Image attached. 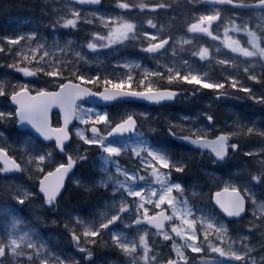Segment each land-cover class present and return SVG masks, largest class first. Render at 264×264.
Wrapping results in <instances>:
<instances>
[{
	"label": "snow or ice",
	"instance_id": "obj_1",
	"mask_svg": "<svg viewBox=\"0 0 264 264\" xmlns=\"http://www.w3.org/2000/svg\"><path fill=\"white\" fill-rule=\"evenodd\" d=\"M103 0H66L63 5L62 11L58 12L54 17L55 25L64 29H79L82 21L84 24L93 25L99 22L100 27L104 30H90L87 33V39L84 41L83 46L90 51H96L97 48H109L116 45L124 44L128 40H137L140 38L146 47H142L141 51L152 54L160 50H165L170 41L175 42L171 33L165 36L156 25L150 16L146 17L148 28L153 31L149 32L147 28L137 26L133 22L136 13L135 8L137 5L132 4L129 0H113L112 7L118 11L112 12H99L96 9ZM192 0H189L191 3ZM143 14L145 8L150 12L155 13L156 9H166L170 5L165 2L159 3H145L138 6ZM202 10L198 12V18L194 22H186L187 31L189 33H203L212 40H220L223 46L231 53H238L239 56L247 59L241 60L239 67L243 68L245 75L249 81L253 83H264L255 73H249L248 68L256 60L264 61V29L257 30L250 21L256 17L264 21V0H206V4L201 6ZM228 9H251V15L245 16L240 19L239 14L232 12L231 15L236 19H227L230 25L224 29L223 38L219 34H213L211 30L212 22H221L227 18ZM55 11V10H54ZM197 10H194V15ZM109 17V19H106ZM54 25V26H55ZM97 28V27H96ZM100 29V28H97ZM239 32L243 35L237 39L229 35V32ZM246 37V40L244 39ZM34 36H29L28 39H33ZM4 43L8 45L9 49L16 47L21 49L17 52L18 56L22 55L23 46L21 41L24 37L20 36L14 39L8 37H0ZM191 41L184 39V43L188 44ZM68 43H72L69 41ZM40 45L31 48L29 51L31 55H23V60L28 63L35 57L41 50ZM0 47V51H3ZM47 53L45 52L44 55ZM192 57H199V60L204 61L208 58L209 50L204 46H200L198 50H193ZM231 57V58H230ZM43 59V57H41ZM236 61L235 57L226 54L223 58L218 60V63L231 68ZM245 62H248L247 64ZM39 63V62H38ZM187 63V61H185ZM122 67H130L127 63L120 65ZM9 67L16 68L17 71L25 77L36 75L37 72L43 71L39 67L30 70L27 67L19 68L16 64H11ZM139 67V65H136ZM167 75L154 70H143V79L138 81L139 87L133 81L132 74L126 73L119 80L110 78L108 75L101 77L99 74L94 76H86L84 74L72 73V79L61 77V84L59 85L60 91L51 94L52 102L56 103L62 111L65 112V119L63 126L56 130H50L48 125L50 118L48 116V109L51 104L45 105L40 109L39 115L33 114L27 106L23 103L24 99L28 97V86L18 85L17 90L10 94V100L17 106L16 114L21 121H27L36 129L37 132L45 141L51 140L55 137V146L62 148L64 143L69 139L70 132L67 129L69 121L74 117L83 127L78 128L77 134L80 140L90 146H95L101 150L105 157V164L111 159L115 168V174L107 172L103 180L98 184L99 187H109L114 199L110 206L106 204L107 211L102 213V218L87 221L82 218L72 217L71 223L65 222L63 227L71 237L74 246L77 250L84 254L87 260L93 253L91 248L81 246V240L84 245H95L96 238H101L100 242L103 245L105 241L102 240L104 233L108 231L109 226H114L116 222L124 223L127 219L128 223H124V227L128 228L135 226V233L138 235L137 239L123 240L119 234L112 232L111 246L119 249L126 257L132 258V264H189V257L185 252L181 251V246L172 239L171 233L179 237L183 241V246L190 252L199 254L201 264H206V258L203 255L204 241H208L207 248L210 252L217 253L222 257H232V253L225 251L220 245L223 244L227 238V229L221 224L217 225L211 221L203 220L200 228H196L197 220L189 219L191 215L187 208L180 210L177 208V201L173 192H180L181 187L179 184L170 183V171L181 172L182 167L174 165L165 155L150 151L147 147L139 145L132 146L130 149V159L139 162L138 167L133 170L124 169L117 164L116 158L122 155H128L129 150L127 147L121 148L107 144L106 141L109 137L117 134L134 133L136 136H141L142 133L135 132L139 121L137 117H144L142 113L128 112L121 117L113 120L110 119L107 113H98L91 108H80L77 106V101H82L85 97H96L104 102H112L119 98L131 97L149 102L171 101L177 95L175 90L170 88L158 89L154 88L152 83L145 81L149 77H158L166 79L170 86L176 84H191L199 85L202 89H207L217 95L223 94L225 83L221 81H212L208 79L202 80L201 76L191 71H181L179 68L171 66L167 67ZM44 75L50 77L61 76L58 70L49 69L44 71ZM225 80L229 87L236 91L250 93L251 89L241 84L240 80L235 76H226ZM91 85L92 87H89ZM103 85V88L100 87ZM21 93L24 95L21 96ZM37 95H45L43 92H38ZM251 98V97H250ZM187 120V117H182ZM205 119L212 123L213 117L205 115ZM100 126V127H98ZM168 134L176 138L187 141L192 145L198 146L200 149H208L210 155L214 156L216 160H223L229 153V150L235 151L238 143L235 138L241 134L245 136H255L264 140V130H257L253 127H241L236 125V131H221L218 134L210 135L209 130L203 127L193 129L190 125L185 127L180 123H167ZM90 133V134H89ZM23 152V149H21ZM264 152V148L257 151L246 152L245 155L252 157L259 165L258 172H251L250 178L252 181H258L264 177V159L256 160L258 153ZM40 157L33 155H23L17 160L11 154L9 147H0V174L9 172L26 171V162L31 164L33 160H39ZM73 159L69 156L67 165L57 164L55 166L46 163L40 164L36 167L39 175L34 177L35 184L42 195L44 202L48 204L55 203L59 196L61 189L64 187L63 179L66 173L71 169ZM140 165L143 166L144 172H149L152 177V183L158 187H152L147 184L145 177L140 174ZM106 172V168H102ZM166 170V171H164ZM124 177V179H120ZM138 182H144L147 187H136ZM213 184L216 191H210L207 196L216 205V207L226 217H239L246 211H253L255 215H264V200L257 202L253 195L247 190H242L238 186L229 183L228 181H221L218 177L213 179ZM12 198L18 203L23 204L30 196L31 193L20 189L17 186H12ZM88 189H85L87 191ZM118 196V199L115 197ZM131 199H127V198ZM167 204L171 209V215L166 214L165 211H160L162 205ZM255 205L254 209H249V205ZM154 206L150 209L148 206ZM133 209L135 211L133 212ZM174 218V219H173ZM169 222L166 224L165 222ZM175 221H179L177 224ZM18 223V221H17ZM144 225H150L156 229L155 233L151 235H159L163 241L172 240L170 247L175 254V258L171 254L167 255L166 259L157 261V257L150 255L152 249L149 247V240L146 239L150 235L149 229ZM170 228V232L166 231ZM203 236V240L199 237ZM215 235V239L220 243L213 245L210 237ZM83 237V239H82ZM23 239V238H21ZM10 243L15 246L17 241L11 240ZM4 254L7 249H3ZM39 255V253H38ZM2 259V256H0ZM42 264H47L46 260ZM59 264H65L64 261H59ZM72 264H76L73 261Z\"/></svg>",
	"mask_w": 264,
	"mask_h": 264
},
{
	"label": "rangeland",
	"instance_id": "obj_2",
	"mask_svg": "<svg viewBox=\"0 0 264 264\" xmlns=\"http://www.w3.org/2000/svg\"><path fill=\"white\" fill-rule=\"evenodd\" d=\"M49 2L56 1L58 11H62L64 3H61V0H47ZM198 0H192V2L197 3ZM134 5H137L135 8V17L132 21L137 26L147 28L149 32L153 31L151 28H148V25L146 23V17L150 16L153 20V23L156 25V28L159 29L165 36H167L169 33L172 34L175 42L172 41L169 42V44L166 46L165 50H162L161 52L157 53H146L141 51L142 47H146V43L143 44V41L140 39L137 40H128L124 44L116 45L109 48H97L96 51H90L87 48L83 46V41L77 40L74 37H65L61 41L54 38L56 41L52 42L51 44H47L44 42H38L35 41V25H30L28 22V19H25L23 17L15 19V20H7V24L4 25L2 28L5 29V31L8 33L6 36L1 37H8L10 39H14L17 37H24V39L21 41V44L23 46V54L25 55H31L30 49L37 47L38 45L42 46L40 52L33 57L30 61H34L36 65H42L45 66L48 70H58V68L61 67L60 62H64L66 60V57L70 55L75 63V66L78 67V65H82V73H77L79 70L78 68L74 67V72L77 74H84L86 76H94L95 74H91L90 71H88V68H92L93 66L98 67L99 69L103 70L104 68H111L113 71L112 73H107L105 75H108L110 78L119 80L122 78L126 73H131L133 76V81L136 83V86L139 87L138 81L140 79H143V70H154L161 72L163 75H167L166 70L167 67H177L181 71H191L195 74H198L201 76L202 80L205 78L212 81H221L225 83L226 88H231L228 86L227 81L225 80L226 76H235L237 79L240 80L241 84L245 87H248L251 89L250 93H244L240 94L239 97H237L236 101L228 102L224 106L223 115L226 116L228 119H222V114L217 115L220 116V119L217 122H213L209 124V122L205 119V115H210V112H215V109L213 108V104L209 101V97L204 100L203 105L204 109L200 114L196 115L194 114V117L186 116V115H178V122L173 121L170 118H166V112L164 110L155 109V111L152 108L149 110L145 107H134L133 105L127 104L123 107L119 108V111H117V108H113L111 110L99 108L96 106H89V104L80 103L77 106L80 108H91L95 112L98 113H107L109 118L117 119L121 117L122 115L128 113V112H136V113H142L144 114V117H137L138 123V129L136 132L142 133L141 136H136L135 134L126 136V137H111L108 138L106 141L107 144L125 148L127 147L129 150L128 155H122L121 157L116 158L117 164L122 166L124 169L127 170H133L136 167H138L139 162L134 159H130V149L132 146L139 145L141 147H147L150 151L159 152L163 155H165L174 165L180 166V161L178 160H172L173 155L171 152L167 150V147L163 145L157 146L155 145V142L158 140L155 138V142H153L147 135L152 136L153 135V127L156 120V117L159 115H162L163 117V123L164 125H167L168 122L172 123H180L183 124L185 127L191 126L193 129L203 127L206 130H209L210 135L218 134L221 131H236V125L239 124L241 127H253L257 130H264V108H259V103L264 102V98L259 99L254 94L261 91L260 84L253 83L252 81H249L247 79V76L245 75L243 68L239 67L240 61L245 60L247 58L239 56L238 53H231L229 49L225 48L223 44L220 42V40H212L207 35L203 33H189L187 31L186 22H194L196 18H198V12L202 9H196L189 5V0H129ZM159 2H165L170 5L169 8L166 9H156L155 13H152L149 11V9L145 8L143 10V14L141 13L140 8L138 7L140 4L145 3H159ZM113 0H108L106 3V6L104 8H98L96 9L99 12L107 13L112 11H118L112 7ZM194 10H197V14L194 15ZM251 15V14H250ZM246 15L239 14L240 19H243ZM249 16V15H247ZM106 19H109V17H106ZM176 19H180L181 22L179 25L180 28L183 30L181 32L175 31L173 28L175 27L174 23ZM227 19H236L234 16H227V18L224 21L217 22L214 24L211 28L213 31V34H219L221 39L224 35V29L226 27L230 28V25L227 23ZM236 22L239 23V20L236 19ZM253 23L254 26H257V30L260 29L261 26H264V21L253 17L250 21ZM79 23L84 24L82 21H79ZM88 25V24H86ZM89 29L80 31L81 34H87L90 30L96 29L103 31L104 29L100 27L99 22H96L93 25H88ZM100 29H97V28ZM34 36L33 39L29 40V36ZM229 35L233 36L234 38L239 39L243 34L239 32H229ZM87 37V35H86ZM87 39V38H86ZM184 39H188L191 42L188 44L184 43ZM246 40V37H244ZM3 41V39H2ZM69 41H72V43H68ZM4 42V41H3ZM126 46V51L123 49ZM200 46H204L208 48L209 55L208 58L204 61L199 60V57H192L191 53L193 50H198ZM128 47H134L135 53H138L140 56L137 58L131 57L130 54L127 53ZM132 50V49H131ZM125 51V53H124ZM133 51V50H132ZM47 53L44 55V53ZM226 54L229 56L235 57L236 61L233 63L231 68L226 67L225 65H221L218 63V60L223 58ZM43 57V59H41ZM143 58L146 62L151 63V66H148L143 63ZM231 58V57H230ZM187 61V63H185ZM39 62V63H38ZM127 63L130 65V67H122L120 65H123ZM246 64L248 62H245ZM136 65H139V67H136ZM37 67V66H36ZM30 69L34 70L35 68L30 67ZM46 69V70H47ZM249 73H255L257 77L264 78V61L256 60L251 67L248 68ZM115 72V73H114ZM104 75V76H105ZM103 77V76H101ZM152 78V77H149ZM147 79L145 82L149 83L151 82V79ZM158 78V77H157ZM153 84V82H151ZM27 85L28 90L31 93H37L41 92L42 90H46L45 87H40L33 83L31 80H20L16 83L9 82L7 87H13L17 90L18 85ZM6 80L2 79L0 77V91H6ZM91 85H89L90 87ZM103 87V86H102ZM101 87V88H102ZM197 89H202L199 87V85H196ZM233 89V88H231ZM207 90V89H202ZM15 91L9 90V93H13ZM263 95V92H262ZM243 96L245 98H243ZM4 99H0V147H9V150L14 157L19 160L23 155H38L43 154L46 149L43 148L41 144H39L36 139H34L30 134L26 132H19L15 129L16 120L14 119V111L9 106L7 102V95L4 96ZM251 97V98H250ZM191 98V97H187ZM244 101V102H243ZM236 102H239L240 104L237 105ZM208 109V110H207ZM159 112V113H158ZM212 116V115H211ZM182 117H187V120H183ZM83 127L75 119V124L71 132H73V139H75V145L78 146V148H82V152L84 155L87 154V151L90 152L92 155L91 158H84L83 164H81L80 170H83L85 175V180L81 179L78 174L72 176L69 179V185L71 187H77L79 189L85 190V189H93V190H99V191H105L106 189V200H103L98 208L96 209L95 213L92 214L91 217L88 219H85L87 221H94L97 219L102 218V213H105L107 211L106 204L108 206L111 205L112 200L114 197L111 194L110 186L101 188L98 186L99 182L104 179L107 172H111L115 174V168L112 163V160L109 159L107 164H105V157L104 154L101 152V150L95 146H90L84 144L81 140L76 139L74 135V129ZM100 127V126H98ZM90 134V133H89ZM242 136V154H245L246 152H252L257 151L261 147L256 145L255 143H252L251 137L254 139H258L262 141L259 137L255 136H245L241 134ZM239 137V136H238ZM235 138V142L238 143L237 139ZM240 146L238 143V147L235 151L229 150L228 155L223 160H213L212 156L209 153L204 152V150L197 151V155L194 156L195 163H202L204 161V164H206V169L204 170L205 179L207 180V184L203 186V188H199L197 186H189L188 188H183V186L176 181L177 179L174 178V172L170 171L169 173V179L170 183L179 184L181 187L180 192H173V195L177 201V208L180 210H183L187 208L188 212L191 213L189 216V219H194L196 217H200L201 220H197L196 228L199 229L200 225L203 223V220L205 221H211L217 225H223L227 231L228 235L223 244L220 246L225 249V251L234 250L239 253L244 252L243 244L245 241L241 240L240 237L242 235H248L251 237V239L248 241L251 245H257V242L259 240V237L256 235L255 231L248 232L247 230L243 229V223L246 222L248 213L246 211L245 217L240 221L236 223H228L226 220H224L222 217H220L216 211L214 210V207L212 206V203L210 202V199L208 198L207 194L210 191H216V187L213 184V179L218 177L221 181H228L231 184H234L238 186L242 190H247L251 195H253V198L259 202L264 200L260 199L257 194V189L260 188L262 182L258 181H252L250 178V175L243 174L239 172L236 168H233L229 162L231 161L230 157L233 158V156L238 152ZM23 149V152L21 151ZM79 151V150H78ZM79 155V152L73 151L69 152V155L76 160L75 154ZM191 152L187 153V155L191 156ZM233 154V155H232ZM232 155V156H231ZM259 155V153H258ZM53 159V158H52ZM56 160V158L54 157ZM230 159V160H229ZM260 159H264V156L260 157ZM55 160H53V164H55ZM89 161V162H88ZM58 162V161H57ZM56 162V163H57ZM81 163V161H79ZM214 165L217 166L219 169L218 173H213L210 168H212ZM2 167V165H0ZM181 167V166H180ZM102 168H106V172L102 171ZM140 174L145 177V180L147 181L148 185H151L152 187H158V185H155L152 183V177L149 172L143 171V166L140 165L139 168ZM166 171V170H164ZM120 179H124V177H120ZM261 179L264 180V177H261ZM7 182V189L0 190V240L8 239L9 236H11L12 239H15L21 243L23 246L25 252H32V249L28 247V243H32L34 247L39 252L40 248L43 247L44 251L40 253V259H47L49 257L52 261L58 262L63 261V257L66 254V258L73 262L76 260V264H79L77 262L78 257H74L73 252H66L64 248H59V241L57 238L54 237L52 242L54 245H58L57 247H52L47 244V239L45 238L44 234L41 232V229L37 226L41 223V220L37 219V217H41L42 213L41 211L35 207L36 204H39L40 199L37 197L36 193L33 192V183L30 182L24 171H20L18 174L13 173H4L0 174V186H5V183ZM9 183L12 186H17L22 190L30 192L32 195L30 196L28 201H25L24 205L17 204L15 201H12L10 199L9 194L12 191V188L9 186ZM147 184L144 182H138L136 187H147ZM257 188V189H256ZM190 195V198L187 196ZM263 194V192H262ZM191 196L198 198L197 201L191 202ZM118 199V196L115 197ZM127 198V197H126ZM131 199V198H127ZM70 202L63 199V201H58V206L62 207L63 211L58 209L56 212H51L48 210L52 217H50V222L52 220L57 221L54 226H58L60 224V218L61 213L62 217L66 219L67 222L71 223L72 217H78L82 218V215H80L77 212H74L70 209ZM31 206V207H30ZM30 207V208H29ZM150 209H152L154 206L149 205ZM167 210V214L171 215V209L167 204L162 205L161 209L159 210ZM46 210V209H45ZM44 210V211H45ZM135 209H133V212ZM27 213L29 214V218L26 217ZM250 214V213H249ZM43 218V217H42ZM174 219V218H173ZM18 221V223H17ZM43 221L45 219L43 218ZM65 221V222H66ZM177 224H179V221H175ZM124 223H128L127 219L124 221ZM124 223H120L119 221L116 222L114 226H109L108 231L104 233V238L108 241L105 244L111 243V234L112 232H115L119 234L120 238L123 240H132L137 239L138 242V235L135 233V226L131 227H124ZM51 225H53L51 223ZM61 228H64L61 226ZM43 229V228H42ZM65 229V228H64ZM166 231L170 232V228H166ZM150 235L146 237V239L149 240V247L152 249L150 255L156 256L157 261L166 259L168 254H171L173 258H175V254L172 252V249L170 247V244L172 243V240L169 241H163L159 235H151V233H155L156 231L149 230ZM170 235L172 236V239L175 240V242L181 246V251L185 252V254L189 257V264H201V260L199 258V254H195L190 252L188 249H186L183 246V241L175 236L174 233L170 232ZM215 235L213 237H210L213 245L219 244L220 242L216 240ZM23 238V239H21ZM83 239V237H82ZM155 240L156 249L151 246L152 242L150 240ZM200 240H203V236L201 235L199 237ZM236 241H239L238 243ZM46 243V244H45ZM163 245V248L158 250L157 248L159 246L157 245ZM208 241H204L203 247H204V253L206 264H241L239 260H236L232 257H222L218 255L217 253L210 252L207 248ZM104 245V244H103ZM82 246V245H81ZM102 246V245H101ZM112 249V253L114 256V260H95L93 264H132V258L126 257L122 254V252L119 249H116L112 246H110ZM95 250L101 251V248H95ZM160 252L161 257L158 255ZM102 252V251H101ZM99 252L98 254H100ZM261 252H264V248L257 247L256 251L249 252L248 255L244 258V264H250L252 260H255L257 264H264V260L261 259ZM54 255V256H53ZM94 257L96 255L93 253ZM100 257V256H99ZM197 257V260L193 261L194 258ZM36 258L34 254V259ZM19 259L23 260V257H20ZM65 264H68V261H64ZM137 264H139V261H137ZM151 264V261L149 262Z\"/></svg>",
	"mask_w": 264,
	"mask_h": 264
},
{
	"label": "trees",
	"instance_id": "obj_3",
	"mask_svg": "<svg viewBox=\"0 0 264 264\" xmlns=\"http://www.w3.org/2000/svg\"><path fill=\"white\" fill-rule=\"evenodd\" d=\"M65 0H61V3L63 4ZM108 0H103L102 8L106 6ZM56 1L49 2L47 0H0V37L6 36L8 33L3 29L2 27L6 25L8 22L7 20H15L18 18H25L28 19V22L30 25H35V41L38 42H44L47 44H51L52 42L56 41L54 38L58 40H62L65 37H74L77 40L85 41L86 40V33L81 34L80 31L89 29L88 25L81 24L79 26V29H64L62 27H59L58 25H55L54 17L59 12L57 8ZM55 10V11H54ZM180 19H176L174 23L175 27L173 28L175 31L181 32L183 29L180 28L179 24L181 22ZM55 25V26H54ZM0 47H3V51H0V77L4 80H6V92L9 90L15 91L16 89L13 87H7L8 81L11 83H16L20 80H31L33 83H35L38 86L45 87V89H54L57 87L58 84H61V77L68 78L69 80L72 79L71 74L74 73V67L78 68L77 73H82L81 66L78 65V67L75 66L73 58L68 55L66 57V60L64 62H60L62 65L60 68H58L59 73L61 76L58 77H50L47 75H44V71H47L48 69L45 66L42 65H36L34 61H30L26 63L22 56L24 55L22 52L21 56L17 55L18 51H21V49H18L16 47H12L9 49L8 45L5 44L2 39H0ZM126 51V46L123 48ZM133 51H132V50ZM124 51V53H125ZM134 47H128L127 53L130 54L131 57L137 58L138 53H135ZM11 64H16L19 68L27 67L30 69V67L33 68H40L43 71L37 72L36 75L31 77H25L22 73L17 71L16 68L9 67ZM37 66V67H36ZM47 69V70H46ZM32 70V69H30ZM88 71L91 72V74H99L100 76H104L107 73H112L113 71L111 68H104L103 70L99 69L96 66H93L92 68H88ZM115 73V72H114ZM155 82V83H154ZM153 87L158 89H164V88H170V90L175 91H181L183 93H190L192 95H195L197 92L196 85L191 84H176L170 86L169 83H163L160 81H154ZM103 85H100L102 87ZM92 87V86H90ZM222 95H217L211 92L210 90H202V93L198 96H194L193 98H187L186 95L175 99L172 104L162 106L159 109L164 110L166 112L165 117L170 118L175 122H178V115H186L190 117H194V114L198 115L203 110H205L203 107V102L209 97V101L213 104L212 106L217 109H215V112H210V115L213 117V122H217L220 119V116L217 115L216 112L219 114H222V119H228L223 114L224 106L231 102L229 101L230 98H227L225 96H233V97H239L240 94H243L242 92L236 91L231 88H226L222 90ZM243 98H245L243 96ZM234 101L237 100V98L233 99ZM244 102V101H243ZM237 105H239V102H236ZM261 108H263L261 106ZM154 108L153 110H155ZM208 110V109H207ZM221 110V111H220ZM118 111V110H117ZM220 111V112H219ZM159 113V112H158ZM264 115V112H263ZM111 118V117H110ZM115 118V117H114ZM112 118L113 120H115ZM153 135H147L153 142H155L154 136H156V139H158L155 142V145L169 147V146H175L178 150L177 153L172 157V160H178L180 161V166L183 168L181 172H174V178L177 179V183L181 184L183 188H188L189 186H197L199 188H203L204 185L207 184V180L205 179L204 170L206 169V164H204V161L202 163H195L194 156H196L197 150H194L192 148H188L184 144H181L180 142H176L175 139L168 134V128L167 125H164L163 123V117L162 115H158L156 117L154 127H153ZM252 143H255L261 148H264V140L260 141L258 139H254L251 137ZM239 143V150L238 152L233 156V158L230 157L231 161L229 164L236 168L239 172L243 174L250 175L251 172H258L260 170L259 165L255 162V160L252 157L246 156L245 154H242L241 150L243 148L242 146V136H239L237 139ZM75 140L72 139L71 143L65 148L66 151L71 152L77 151L79 152L78 156V164L79 166L76 169V174L78 176L85 180V175L83 170H80L81 164H83L84 158H91V154L89 151H87V154L84 155L82 152V148H78L77 145H75ZM260 148V149H261ZM79 150V151H78ZM191 152V156L187 155V153ZM233 155V154H232ZM231 155V156H232ZM264 156V152H260L259 155L255 158L256 160H259L260 157ZM57 160L61 159V157L58 155L56 157ZM229 159V160H230ZM81 161V163L79 162ZM89 162V161H88ZM260 182H262L259 189H257V194L260 199L264 198V180L259 179ZM7 182L5 183V186H0V190L7 189ZM35 187V186H34ZM33 187V189H34ZM107 190V189H106ZM106 190L105 191H97L93 189H89L87 191L79 189L77 187H71V185L68 184L66 192L62 195L61 202L64 200L70 202V209L74 212H77L79 214H82L85 218H89L92 216V214L95 213L96 209L98 208L99 204L106 200ZM263 192V194H262ZM187 196L190 198V195L187 194ZM198 198L191 196V202L197 201ZM25 204V202H24ZM21 204V205H24ZM61 211H63L62 207H59ZM45 221L41 222L37 226L41 229V232L44 234L45 238L47 239V244L52 247H57L58 245H54L52 240L54 237H59L62 240V243H59V248H64L66 252H72L71 250V243H70V237L65 235V229L61 228V226L65 223L66 219L62 217L60 218V224L56 227L54 225H51L50 217H52V214L46 209L45 211L41 212ZM29 214L27 213L26 217L29 218ZM43 228V229H42ZM106 240V239H105ZM108 241L106 240L105 243ZM152 242L151 246L156 249L155 240H150ZM103 245L101 251L94 250V254L96 257L93 256V260L89 263L83 262V264H93L95 260H114L113 253L111 252V243ZM46 244V243H45ZM159 246L157 249L160 250L163 248V245H157ZM101 252L100 254H98ZM159 252V251H158ZM158 255L161 257L160 252ZM54 256V255H53ZM100 256V257H99ZM66 259V254L64 257ZM45 259V258H44ZM47 261V264H59L58 262L52 261L49 257L45 259ZM195 261V259H193Z\"/></svg>",
	"mask_w": 264,
	"mask_h": 264
},
{
	"label": "clouds",
	"instance_id": "obj_4",
	"mask_svg": "<svg viewBox=\"0 0 264 264\" xmlns=\"http://www.w3.org/2000/svg\"><path fill=\"white\" fill-rule=\"evenodd\" d=\"M261 29H264V26H261L259 30H261ZM5 95H7L8 98L10 97V93L8 91L7 92L6 91H0V96H5ZM77 132H78V128H75L74 129V135H75L76 139L80 140V137L77 134ZM72 136H73V132H70L69 141L72 139ZM45 142H47V141H45ZM53 149L60 151V152H64L63 147L57 148L55 145H53L52 148L46 149L43 154L33 155L34 157H40L39 160H33L31 164H28L26 162V165H25L26 169H27L25 171V175H26L27 179L33 183V185L36 188V192L39 194H40V192L38 190V186L35 184V180H34V177L39 175V173L36 171V167H33V165H36L37 167L40 164H44V163H46L48 165H52V166L57 165L58 163H56V162H55V164H53V160H52ZM9 196H10V199L12 201H15L12 198L11 193L9 194ZM40 197H41V199H40L39 204L35 205L36 208H38L41 212H43L45 209H48L51 212L57 211V207H58V201L57 200L55 201V203L48 204V203L44 202V199H43L41 194H40ZM29 198L26 201H28ZM254 208H255V205H253V204L249 205V209H254ZM247 213H248V216H247L246 222L243 223V229L247 230L248 232L255 231L256 235L259 237V240L257 242V245H251L248 243V241L251 239V237L248 235H242L240 237V239L245 241V243L243 244L244 252L239 253V252H236L234 250L229 251L230 253H232L233 258L236 260H239L241 262V264H244V258L248 255L249 252L256 251L257 247L264 248V215L257 216L251 210L247 211ZM37 219H39V220H41V222H43L42 217H37ZM51 223L54 225L57 223V221L52 220ZM228 234L229 233L227 231V235ZM11 240H15V239H12L11 236H9L8 239L0 240V256H2V259H0V264H42V261L45 260V259L39 258L40 253H42L44 251L43 247H41L39 252H38L32 243H28V247L32 249V252H25L23 246L21 245V243L19 241L15 240V241H17V244L15 246H13L10 243ZM236 242L238 243L239 241H236ZM5 248L7 249L6 254H4V252H3V249H5ZM38 253H39V255H38ZM34 254L36 256L35 259H34ZM260 255H261V259L264 260V252H261ZM20 257H23L24 259L21 260V259H19ZM250 264H257V262L255 260H252L250 262Z\"/></svg>",
	"mask_w": 264,
	"mask_h": 264
},
{
	"label": "water",
	"instance_id": "obj_5",
	"mask_svg": "<svg viewBox=\"0 0 264 264\" xmlns=\"http://www.w3.org/2000/svg\"><path fill=\"white\" fill-rule=\"evenodd\" d=\"M200 3H202V4H206V0H201ZM99 6H100V5H99ZM99 6H98V7H99ZM59 91H60V88H59V87H58V89L55 90V91H44L43 93H44L45 95H43V96L37 95V93L31 94V93L28 91V97H27L26 99H24V101H23V103L27 106V108H28L33 114H35V115H37V116L39 115V113H40V109H42L43 106L48 105V104H51V107H49V109H48V116H49V118H50V123H49L48 127H49L50 130H56V129H59L60 127H62V126H63L64 119H65V112L62 111L61 108H60L56 103L52 102V100H51V94L56 93V92H59ZM179 94H180V93L177 92V95H176V96H178ZM23 95H24V94L21 93V96H23ZM8 99H9V98H8ZM9 101H10V103L16 108V110H15V116H16V119H17V121H18V122H17V125H16L18 129H20V130H24V129H25V130L30 131L33 135H35V136H37L38 138H40L44 143H49V142H54V143H55V137H53L51 140L45 142V140L41 137V135L39 134V132H37L36 129L33 128L32 125H31L30 123H28L26 120H25V121H21V120L19 119V117L17 116V114H16L17 106L12 102V100L9 99ZM82 101H83V102H86V103H88V104H90V105H98V106H103V105H106V104H112V103H114V102H120V101H134V102H140V103H145V104H149V105L156 104L155 102H149V101H146V100H140V99H137V98H131V97L119 98V99H117V100H115V101H112V102H104V101H102V100H100V99H98V98H96V97H91V96H89V97H85ZM77 102H79V101H77ZM77 102H76V103H77ZM53 113H56V114H58V116H59V123H60V125H59L58 127H53V126L51 125V115H52ZM73 124H74V117L69 121L66 130L69 131V129L72 127ZM128 134H131V133L117 134V135H113V136H111V137H119V136L128 135ZM111 137H109V138H111ZM68 142H69V139H68V141H67L66 143H64V145L68 144ZM185 142H187V141H185ZM187 143L190 144L189 142H187ZM64 145H63V146H64ZM190 145H192V144H190ZM192 146L199 148L198 146H195V145H192ZM59 152H60V151H59ZM60 153H61V154H64V152H60ZM67 162H68V158H67ZM65 165H67V163H66ZM74 166H75V164H74V162H73V165H72L71 169H70V170L66 173V175L64 176V179H63L64 187H65V183H66L68 177H69L70 175H72V173H73V171H74ZM64 187L61 189L60 194H61L62 191L64 190ZM60 194H59V196H60ZM59 196H58V197H59ZM58 197H57V198H58ZM213 204H214V203H213ZM214 206L216 207L215 204H214ZM216 208H217V207H216ZM217 209H218V208H217ZM161 211H165V212H166V210H161ZM218 211L220 212L219 209H218ZM220 213H221V212H220ZM166 214H167V212H166ZM221 214L223 215V213H221ZM243 215H244V213H242L239 217H226V216H225V217H226L227 219H229V220H236V219L241 218ZM223 216H224V215H223ZM165 223L168 224L167 221H166ZM144 226L148 227V228L151 229V230H156L155 228L151 227L150 225H144Z\"/></svg>",
	"mask_w": 264,
	"mask_h": 264
},
{
	"label": "flooded vegetation",
	"instance_id": "obj_6",
	"mask_svg": "<svg viewBox=\"0 0 264 264\" xmlns=\"http://www.w3.org/2000/svg\"><path fill=\"white\" fill-rule=\"evenodd\" d=\"M189 3V2H188ZM189 5L190 6H192L193 8H196V9H202L201 8V5H194L193 4V2H191V3H189ZM227 12H228V14H227V16H231V13L232 12H236V13H238V14H242V15H250L251 13H249L250 12V10H248V11H246V10H240V9H228L227 10ZM215 23H217V22H212V26L215 24ZM212 26H211V28H212ZM149 79H151V82H154V81H160V82H163V83H168V81L166 80V79H163V78H157V77H152V78H149ZM260 80L261 81H264V78H260ZM155 83V82H154ZM260 86H261V91H259L258 93H256V94H254L255 96H257L259 99H261V98H264V83H260ZM262 92H263V95H262ZM190 96V95H189ZM194 96H196V94L195 95H193V97ZM225 97H227V98H231V99H234V98H236V97H233V96H225ZM173 101L174 100H171V101H165V102H160L159 104H154L155 106H159V105H161V106H166V105H169L170 103L172 104L173 103ZM264 101V100H263ZM259 105V107H264V102H261V103H259L258 104ZM50 145V148H52L53 147V144L52 143H50L49 144ZM55 145V144H54ZM204 150V152H206V151H208V149H203ZM53 152H54V154H55V149H53ZM206 153H209V152H206ZM212 156V155H211ZM67 157V156H66ZM212 159L214 160V159H216L214 156H212ZM66 160L64 159V158H62L60 161H58L57 163L58 164H64V163H66L65 162ZM210 170H212L213 171V173H218V171H219V169L217 168V166L216 165H214L212 168H210Z\"/></svg>",
	"mask_w": 264,
	"mask_h": 264
},
{
	"label": "bare ground",
	"instance_id": "obj_7",
	"mask_svg": "<svg viewBox=\"0 0 264 264\" xmlns=\"http://www.w3.org/2000/svg\"><path fill=\"white\" fill-rule=\"evenodd\" d=\"M213 108H214V107H213ZM215 109H217V108H215ZM220 111H221V110H220ZM220 111H219V112H220ZM167 150H168L169 152H171V154H172L173 156L175 155V153L178 152L177 148H176L175 146H172V145L169 146V147L167 148ZM58 209H60L59 206H58ZM60 210H61V209H60ZM80 215H82V214H80ZM82 217H83L84 219H88V218H85L83 215H82ZM65 235L70 236L66 230H65ZM96 239H97V243H96L95 245H91V244H89V245H84V244H83V240H81V245L84 246V247H89V248H91L92 253H94L95 248L98 247V248H101V249H102V247H103V245H102L101 242H100L101 238H96ZM57 240L59 241V243L63 244V243H62V240H61V238H60V236H59V238H57ZM102 240H103V241H106L105 238H104V235H103V237H102ZM101 245H102V246H101ZM71 250H72V252L74 253V257H75V256L78 257V258H77V262H79V264H83L82 261H83V262L85 261L84 254L80 253L77 249H75V248L72 247V246H71ZM102 250H103V249H102ZM63 261H68V264H72V262H71L70 260H68L67 258H66V259L64 258ZM74 261H76V260H74Z\"/></svg>",
	"mask_w": 264,
	"mask_h": 264
}]
</instances>
